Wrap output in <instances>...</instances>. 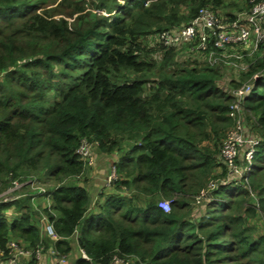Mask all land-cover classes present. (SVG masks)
Listing matches in <instances>:
<instances>
[{
    "label": "trees",
    "instance_id": "obj_1",
    "mask_svg": "<svg viewBox=\"0 0 264 264\" xmlns=\"http://www.w3.org/2000/svg\"><path fill=\"white\" fill-rule=\"evenodd\" d=\"M79 1L62 0L73 4L66 12L45 0H0V193L15 179L52 182L39 200L27 192L0 200V250L16 238L72 254L73 264L114 255L135 264H264V233L246 224L264 216V53L234 68L250 85L243 108L259 139L247 183L219 182L200 213L195 196L227 173L220 151L239 87L226 89L235 76L186 46L155 45L163 56L146 60L141 41L186 24L202 6L244 23L251 4L223 12L224 0H91V11ZM179 57L192 63L172 67ZM81 137L98 155L117 156L109 188L93 192L74 179L86 166L75 153ZM45 196L39 206L55 240L41 234L31 201Z\"/></svg>",
    "mask_w": 264,
    "mask_h": 264
},
{
    "label": "built area",
    "instance_id": "obj_2",
    "mask_svg": "<svg viewBox=\"0 0 264 264\" xmlns=\"http://www.w3.org/2000/svg\"><path fill=\"white\" fill-rule=\"evenodd\" d=\"M251 6L247 12L246 21L244 23L239 20H222L221 16L213 11L208 6H202L198 9L197 14L191 18L186 24L164 28L159 30L156 34L150 35L155 40L157 45L171 47L176 45L178 48L186 46L190 50L202 53L204 60L208 65L217 63L218 59L234 58L233 67L241 68L243 70L247 65L243 60V56L250 50H256L259 43L264 40V29L260 21H264V0H246ZM231 44H235L232 47ZM250 85L241 86L235 89L232 93L234 99L229 105V113L233 119L232 127L226 133L221 147V157L224 160L227 168V173L224 177L209 180L207 186L200 191L198 196H195V202L203 195H207L219 182L227 183L231 176H240L243 186L246 185L248 174L251 170V161L256 151L259 139L256 136L247 132L243 127L242 119L239 111L243 107L245 94L248 92ZM243 120V119H242ZM95 141L87 137H81L78 146L75 149L76 155L83 161L84 165L89 166L93 164V147ZM243 150V156L239 157V150ZM244 160L241 165L238 160ZM114 168V167H113ZM217 180V181H216ZM33 182L30 181L29 184ZM237 183V182H235ZM23 183L18 180H12V186L9 188H18ZM37 193H44L45 189L36 187ZM8 188V189H9ZM7 189V191H9ZM49 197L45 196L44 203H49ZM42 204V205H43ZM158 205L164 210H169V200L162 199ZM43 222V229L47 236L53 240L58 236L53 231L51 223L46 221V216L41 213L40 222ZM42 226V223H41ZM44 248L42 244H37L33 248H28L20 244L18 241L10 239L7 242L6 254L0 250V264H18L20 259H26L34 256L37 260L41 259ZM80 255L87 258V255L82 249H79ZM50 252L57 258L56 264H70L67 260L66 254L58 252L51 248ZM135 258L118 257L114 255L108 264H135Z\"/></svg>",
    "mask_w": 264,
    "mask_h": 264
},
{
    "label": "rangeland",
    "instance_id": "obj_3",
    "mask_svg": "<svg viewBox=\"0 0 264 264\" xmlns=\"http://www.w3.org/2000/svg\"><path fill=\"white\" fill-rule=\"evenodd\" d=\"M61 1L62 0H45L44 6L46 8H51L53 10H57L60 11L61 8L65 9L66 12H69L72 5L68 6L67 4L62 6L61 5ZM224 5L220 8L221 11L225 12L228 10H237L238 7H241L242 5L240 4H236L235 1H241V0H224ZM78 4L83 5L84 7H86V10H91V11H98V10H94V6L91 5V0H81V2L79 1ZM70 20V18H68ZM264 27V25H263ZM141 41L144 44V46L146 47V49L149 51L148 53H146L144 55V58L146 60H153L155 58V52L158 54V56H163V53L159 52V50H154L155 45H157V43H155V40L153 39V37L150 35H148L147 37H141ZM152 44H154V46H152ZM232 47H234L235 44H231ZM181 48V47H179ZM178 51H181L178 55H185L187 54L186 52H184L181 49H178ZM262 53H264V40H262L259 45L258 48L255 50H250L249 52H247L242 60L246 63L249 64L251 61L253 62L259 55H261ZM234 58L229 57L227 59H218V62H221L223 65H221L222 69V73L224 74L225 78H229V77H234L235 79L232 82H227V83H222V85H224L226 87V89L228 88H234V86L238 85V87L241 86H245L248 84L247 80L241 79V72H237L235 70H233L234 68L236 70H239L241 68H237V67H233L232 65H234L233 63H229L228 61H233ZM192 60L191 58L189 59L188 57H184V58H180L176 63L171 64L172 67H179L181 65H188L191 64ZM245 69V68H244ZM243 69V70H244ZM149 86V83L146 84V87ZM237 89V88H236ZM235 89H231V91L233 92ZM239 115L240 117L243 119H240V122H242L243 127L246 128L247 132L254 134V129L252 128V121L253 119H249L247 118V116L249 115V111L248 110H244V108L242 107L241 110L239 111ZM233 125V124H232ZM232 125L228 126L225 129V135L226 133H228V131L230 130V128L232 127ZM222 138L224 140L225 138ZM222 140V141H223ZM243 156V150L240 149L239 150V157ZM253 159V158H252ZM117 160V156H111L110 158H105L102 157L101 155L97 154L96 149H94L93 147V164L89 165V166H85L83 172L79 175L74 177L75 180H83L85 179L86 184L89 189L91 191H97L98 189H107L111 186L112 181L115 179L116 177V173L114 171L113 168V162ZM221 168L218 167L215 169V173H220ZM221 178V177H220ZM216 178H212L210 180H214ZM47 181V180H46ZM217 181V180H216ZM32 184H29V186H23L20 187L18 186V188H9L7 190H4L0 193V200H9L12 198H17L19 196H23L21 194H25L27 193H33L35 194L34 196V201L35 200H39L38 199V194H36V189H33L31 185L36 186V187H42L45 190L48 188V185L52 184V182H45L44 180H36L33 179ZM228 182H231V184H241L240 182H243L242 179H240V176L238 175L236 176H231L228 180ZM237 182V183H235ZM243 185V184H242ZM205 188V187H204ZM29 195V194H28ZM211 193L209 192L207 195H203L199 198L198 202H195V208L196 210H198L200 213L203 211V202L206 198H211ZM32 204H33V208L37 213V216H39L41 214V207H42V200H40V203H34L33 199H31ZM40 204V206H39ZM193 206V205H192ZM199 214V213H198ZM36 217V216H35ZM42 223V226H41ZM246 224L247 225H251L254 227L255 229V233H264V216L258 214H253L250 217L246 218ZM40 229L42 230V232H46L43 230V222H40ZM13 240L18 241L20 244L24 245L23 242L19 239L16 238H12ZM72 248L74 249L73 252H76V243L74 242V239L72 240ZM72 254H68L67 255V259H72ZM24 261V259H20L18 264L22 263ZM40 261L38 260V263ZM40 264V263H39Z\"/></svg>",
    "mask_w": 264,
    "mask_h": 264
},
{
    "label": "crops",
    "instance_id": "obj_4",
    "mask_svg": "<svg viewBox=\"0 0 264 264\" xmlns=\"http://www.w3.org/2000/svg\"><path fill=\"white\" fill-rule=\"evenodd\" d=\"M234 70V69H233ZM105 158H110V157H105ZM81 184V183H80ZM83 184V183H82ZM99 194L98 193H96L95 194V196L93 197V200H95V199H98L99 198V196H98ZM43 201V200H42ZM43 204V203H42ZM44 230V229H43ZM45 231V230H44ZM41 234L43 235V236H46L47 234L44 232H42V230H41ZM75 242V241H74ZM71 245H72V242H71ZM50 247L49 248H47V249H45L44 251H43V254H42V256H41V259L39 260L40 262V264H56V261H57V258H56V256L54 255V254H52L51 252H50ZM75 255V254H74ZM70 264H73V262H72V259H68L67 260Z\"/></svg>",
    "mask_w": 264,
    "mask_h": 264
}]
</instances>
